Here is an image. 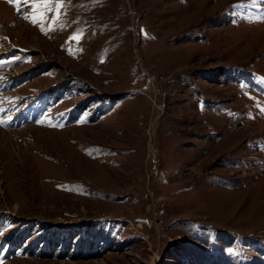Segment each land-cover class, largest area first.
I'll return each mask as SVG.
<instances>
[{
  "label": "rangeland",
  "instance_id": "374dc122",
  "mask_svg": "<svg viewBox=\"0 0 264 264\" xmlns=\"http://www.w3.org/2000/svg\"><path fill=\"white\" fill-rule=\"evenodd\" d=\"M2 58L0 264H264V0H0Z\"/></svg>",
  "mask_w": 264,
  "mask_h": 264
},
{
  "label": "trees",
  "instance_id": "16d2710c",
  "mask_svg": "<svg viewBox=\"0 0 264 264\" xmlns=\"http://www.w3.org/2000/svg\"><path fill=\"white\" fill-rule=\"evenodd\" d=\"M52 90L53 88L49 91ZM91 100L92 99L86 98L76 105L77 116L84 114L89 108ZM95 226H97L96 223L81 226L80 231L85 233V237H80L79 239H77L78 235H71L69 238L64 239L62 237L60 239V233L58 231L51 232L47 236L45 233L42 234L43 232L41 229L35 230L34 225L22 226L20 224L16 225L14 228L13 225H11V231L4 236H6L5 242L7 244L15 247L17 250H27V253L30 255H39L42 258H54L55 254L58 253L57 258L59 259L70 258L72 260H85L98 258L112 251L110 247L101 248L99 243L94 245V238L104 233V229L102 228L94 232L93 228ZM3 229V226H0V233H2ZM106 238V240H109L108 237ZM30 240H33V242H30ZM109 242L114 243V241ZM85 246L87 250L84 251L83 247Z\"/></svg>",
  "mask_w": 264,
  "mask_h": 264
},
{
  "label": "snow or ice",
  "instance_id": "6c2138e0",
  "mask_svg": "<svg viewBox=\"0 0 264 264\" xmlns=\"http://www.w3.org/2000/svg\"><path fill=\"white\" fill-rule=\"evenodd\" d=\"M10 2H13V0H10ZM31 7V6H30ZM25 19H29V17H25Z\"/></svg>",
  "mask_w": 264,
  "mask_h": 264
}]
</instances>
